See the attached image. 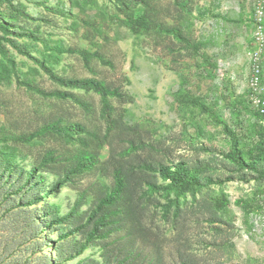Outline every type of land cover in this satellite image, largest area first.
<instances>
[{
    "label": "rangeland",
    "instance_id": "obj_1",
    "mask_svg": "<svg viewBox=\"0 0 264 264\" xmlns=\"http://www.w3.org/2000/svg\"><path fill=\"white\" fill-rule=\"evenodd\" d=\"M146 1L125 13L115 0H0V21L12 30L0 29V61L5 48L22 79L70 94L43 96L16 75L11 82L0 80V159L11 153L30 170L47 152L55 155L36 170L45 180L40 194L46 198L27 206V194L37 195L33 189L0 191V264H264V179L228 155L232 133L244 150L264 145V45L254 42L264 0ZM142 14L151 28L134 32L126 20ZM58 42L98 51L112 65L96 58L87 66L78 52L57 60L47 46ZM259 48L261 81L253 86L252 56ZM35 58L63 77H94L120 87L125 97L110 98L116 129L108 132L99 93L54 82ZM188 94L200 97L212 114ZM53 120L81 124L87 150L98 158L93 170L72 171L58 185L77 164L80 147L54 133L20 139ZM180 161L202 168L204 181H211L179 195L153 168ZM118 169L129 192L121 223L69 260L86 241L95 221L90 216L114 187ZM7 184L0 178L5 192ZM66 214L72 216L65 223L52 221Z\"/></svg>",
    "mask_w": 264,
    "mask_h": 264
},
{
    "label": "trees",
    "instance_id": "obj_2",
    "mask_svg": "<svg viewBox=\"0 0 264 264\" xmlns=\"http://www.w3.org/2000/svg\"><path fill=\"white\" fill-rule=\"evenodd\" d=\"M8 1L11 2L13 0ZM115 3L119 10L125 13H129L135 8L147 5L146 0H115ZM126 25L130 27L134 32L148 31L151 28V21L146 15L142 14L128 17V19L126 20ZM0 29H2L6 34L12 33L10 25H8L7 22H4V20L0 21ZM173 31L178 35L181 34L178 30ZM3 39H6L10 43H12V45L18 48L21 52L26 54L29 53L28 51L23 50L21 48V45L14 40L7 38L6 36H3ZM47 47L48 49L54 50L55 54L53 56L56 57L57 60H59L60 55L65 52H78L80 55H82L87 66H90L92 60L96 58L100 59L104 64L112 65L111 62L105 59L98 51L92 52L84 49L72 50L65 48L62 42H58L53 46ZM2 53L5 59H2L0 61V80L11 82L12 76L16 75L20 84L27 86L28 89L35 90L43 96H56L59 98H67L70 96L68 92H47L41 88L31 85L28 81L21 78L23 71L17 66L14 56L10 55L5 48L2 49ZM35 59L54 82L66 87L78 88L88 92L93 91L99 93L103 100V116L108 124V132L116 129L117 119L114 116L115 108L110 98L125 97V93L121 90L120 87H111L106 83V81L94 77L66 78L59 75L52 66L46 63L45 60H40L39 58ZM187 98L189 99V101H191V103L199 106L202 111L210 112V114H212L208 105L200 97L188 94ZM259 114L261 113L259 112ZM84 131V127L79 123L64 124L60 120H53L44 125L40 130L33 132L28 137H22L20 139L25 142H30L38 136L46 135L48 133H54L62 137L66 143L75 144L80 147L81 150L77 155V164L71 171L66 173V177L64 179H61L57 182L56 185H58L59 183L64 184L67 181L70 172H89L93 170V168L98 163L97 156L94 153H89L87 150L88 142L81 134V132ZM231 137L232 150L228 154L229 157L232 158L233 161L241 169H252L258 173L259 179H264V145L259 144L255 147L244 150L240 146V140L238 136L235 133H232ZM2 155L3 156L0 159V178L4 179L5 184H7L8 181H10L11 183L10 186L6 188L7 192L4 191V185L2 189L0 187V191L3 192V194H7L8 192L12 191H15L14 194H18L25 188H28L29 190L33 189V192L37 193V195L35 197H32L31 192L27 194L29 197H31V199L29 198V200L25 204L27 206H32L42 197H47V194H40L42 187H44L45 180L41 178L42 176H38L36 174V170L39 167L47 166L50 162L55 161V155L53 151L47 152L41 160L40 164L30 170H24V168L22 169V167H20L14 161L13 154L3 152ZM147 167L151 168L150 165H148ZM153 169L159 171L163 178L170 180L171 186L176 188L179 195H185L189 192H195L199 188L206 186L211 181L210 178H207V181H204L205 178L200 175L202 168L192 167L185 161H180L174 166L162 164L159 168ZM31 181H33L34 184L31 185ZM15 187H17L16 190H14ZM128 196L129 192L127 177L121 169H118L115 174L114 187L109 193L100 198V202L97 205V208L93 210L92 215L90 216V219H95V221L93 223L92 229L88 232L86 241L80 244V247L76 248L74 252L69 255V260L74 259L84 253L89 244L94 241L96 237H108L117 229V226L121 223V217L126 213L124 205ZM172 205L173 201L169 205V208H171ZM51 213L52 210H49V214ZM71 216V214H66L63 216L57 215L52 219V221L60 224L65 223L70 219ZM106 226H108V229L106 231H102ZM74 231L76 230L73 229L68 233L62 234V238L69 237V235L73 234ZM63 255V252L59 250V254L57 256L58 259L62 258ZM129 258V256L126 257V259Z\"/></svg>",
    "mask_w": 264,
    "mask_h": 264
},
{
    "label": "built area",
    "instance_id": "obj_3",
    "mask_svg": "<svg viewBox=\"0 0 264 264\" xmlns=\"http://www.w3.org/2000/svg\"><path fill=\"white\" fill-rule=\"evenodd\" d=\"M261 8L258 10V14L256 15V30L254 34V42L259 46L264 45V10L263 6H260ZM261 49L256 50L253 53L252 56V64H251V70H252V85H259L261 81V55H260Z\"/></svg>",
    "mask_w": 264,
    "mask_h": 264
}]
</instances>
